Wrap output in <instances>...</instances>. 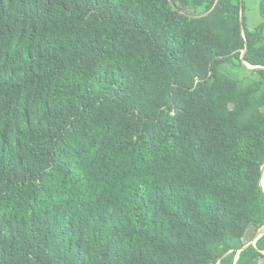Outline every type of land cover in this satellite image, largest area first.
Listing matches in <instances>:
<instances>
[{
  "label": "trees",
  "instance_id": "trees-1",
  "mask_svg": "<svg viewBox=\"0 0 264 264\" xmlns=\"http://www.w3.org/2000/svg\"><path fill=\"white\" fill-rule=\"evenodd\" d=\"M215 3L0 0V264H264V0Z\"/></svg>",
  "mask_w": 264,
  "mask_h": 264
},
{
  "label": "rangeland",
  "instance_id": "rangeland-1",
  "mask_svg": "<svg viewBox=\"0 0 264 264\" xmlns=\"http://www.w3.org/2000/svg\"><path fill=\"white\" fill-rule=\"evenodd\" d=\"M261 1L262 0H243L246 28L249 30L258 27L262 21L260 14Z\"/></svg>",
  "mask_w": 264,
  "mask_h": 264
},
{
  "label": "water",
  "instance_id": "water-1",
  "mask_svg": "<svg viewBox=\"0 0 264 264\" xmlns=\"http://www.w3.org/2000/svg\"><path fill=\"white\" fill-rule=\"evenodd\" d=\"M219 1H220V0H216L215 6L213 7V9H212L208 14H206L205 16L209 15V14H210V13L216 8V6L218 5ZM241 1H243V0H241ZM243 17H244V14H243V10H242V11H241V27H242V28H243V26H244V19H243ZM246 51H247V49L244 51L243 56H242V59H244V56H245ZM243 62H244V61H243ZM244 65H245L247 68L251 69V70H258V69H262V70H264L263 67H260V66L252 67V66H249V65H248L247 63H245V62H244ZM261 185H262V187H263V189H264V166L262 167V170H261ZM263 236H264V226H263V227L257 232V234L254 236L253 240H252L247 246H245L244 249L248 248V247L251 246V245L255 246L256 243H257V241H258L261 237H263ZM237 260H238V258L236 259V262H237Z\"/></svg>",
  "mask_w": 264,
  "mask_h": 264
}]
</instances>
